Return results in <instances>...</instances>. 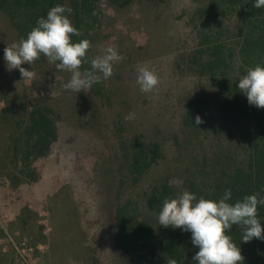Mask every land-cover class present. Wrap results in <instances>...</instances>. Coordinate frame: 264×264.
I'll return each instance as SVG.
<instances>
[{
    "label": "rangeland",
    "instance_id": "rangeland-1",
    "mask_svg": "<svg viewBox=\"0 0 264 264\" xmlns=\"http://www.w3.org/2000/svg\"><path fill=\"white\" fill-rule=\"evenodd\" d=\"M207 2L102 0L79 32L92 44L81 70L90 69L101 47L114 46L125 59L111 78L78 94L63 87L71 74L48 60L23 65L34 72L32 80L7 69L4 48L19 39L0 11V264H129L117 206L134 197L143 219L156 223L145 192L164 181L188 191L186 180H201L197 165L239 153L235 132L222 125V93L191 63L200 24L195 13ZM145 65L161 79L156 92L142 93L136 83L137 67ZM198 90L209 98L212 115L195 128L186 124V101ZM37 107L52 111L57 140L36 162L32 181L11 160L14 139ZM129 113L132 121L125 120ZM120 126L124 136L140 135L162 152L136 188H120Z\"/></svg>",
    "mask_w": 264,
    "mask_h": 264
},
{
    "label": "trees",
    "instance_id": "trees-1",
    "mask_svg": "<svg viewBox=\"0 0 264 264\" xmlns=\"http://www.w3.org/2000/svg\"><path fill=\"white\" fill-rule=\"evenodd\" d=\"M101 1L70 0L69 18L79 32L82 24L88 26L96 18ZM253 3L254 0H208L195 13L200 24L191 63L222 93V125L230 133L235 132L240 150L238 154H227L222 162L216 157L209 165L204 162L195 167L201 180L188 179L185 186L197 198L218 201L226 190L232 193L228 203L257 193L264 197V108L250 105L237 86L249 68L257 64L264 66V8H254ZM58 4L66 6V0H0V11L9 19L20 40L27 37L39 18H46L48 11ZM81 40H84L81 34L72 37L74 43ZM37 61H47V58L41 55ZM186 108V124L195 128L203 124L195 123L197 115L202 120L212 115V104L203 90L187 99ZM52 116V111L45 107L32 109L14 139L11 163L32 181L38 177L36 162L49 154L57 140ZM122 129V126L118 129L120 188L126 185L136 188L161 159L162 152L157 143H147L137 134L126 137ZM178 193L181 192L164 181L145 192V205L158 219L163 201L175 198ZM115 219L129 264H166L169 258L176 259L177 264H195L192 257L197 251L191 242V232L165 228L158 220L152 223L143 219L141 205L134 197L117 206ZM258 219L264 228V205H258ZM226 234L240 247L243 264H264V240L254 238L242 242L243 231L237 225Z\"/></svg>",
    "mask_w": 264,
    "mask_h": 264
},
{
    "label": "clouds",
    "instance_id": "clouds-1",
    "mask_svg": "<svg viewBox=\"0 0 264 264\" xmlns=\"http://www.w3.org/2000/svg\"><path fill=\"white\" fill-rule=\"evenodd\" d=\"M254 8H264V0H254ZM72 9L64 5L52 7L46 18L41 17L26 38L4 48V60L9 71L18 69L22 80H32L34 72L23 65H32L41 55L57 70L69 72L70 79L63 85L65 90L87 93L94 84L108 80L114 74V65L125 58L114 46L101 47L99 54L90 61V69L82 66L89 63L87 53L92 48L89 40L73 42L79 31L73 26L69 15ZM67 13V14H66ZM136 83L142 93L158 91L161 79L148 66L137 67ZM239 91L247 97L250 105L264 108V66L249 68L238 82ZM135 119L134 113L125 116L126 121ZM196 116L197 125L203 123ZM231 190H226L218 201L197 196L187 190L175 198H166L158 215L159 225L191 232V242L199 250L192 257L195 264H243L244 257L227 232L237 225L242 229V242L264 240V228L258 219V205H264L259 193L246 195L242 200L228 203ZM166 264H177L169 258Z\"/></svg>",
    "mask_w": 264,
    "mask_h": 264
}]
</instances>
